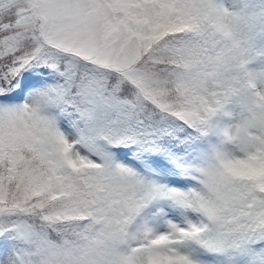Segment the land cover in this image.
<instances>
[{"label": "snow or ice", "instance_id": "snow-or-ice-1", "mask_svg": "<svg viewBox=\"0 0 264 264\" xmlns=\"http://www.w3.org/2000/svg\"><path fill=\"white\" fill-rule=\"evenodd\" d=\"M0 264H264V0H0Z\"/></svg>", "mask_w": 264, "mask_h": 264}]
</instances>
